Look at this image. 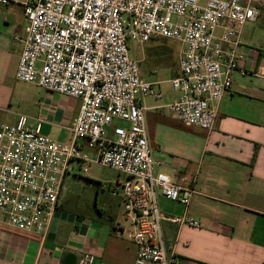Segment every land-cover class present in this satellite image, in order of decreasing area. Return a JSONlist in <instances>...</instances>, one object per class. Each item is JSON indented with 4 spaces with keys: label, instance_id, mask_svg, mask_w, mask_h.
I'll list each match as a JSON object with an SVG mask.
<instances>
[{
    "label": "built area",
    "instance_id": "1",
    "mask_svg": "<svg viewBox=\"0 0 264 264\" xmlns=\"http://www.w3.org/2000/svg\"><path fill=\"white\" fill-rule=\"evenodd\" d=\"M24 6L17 80L79 98L82 107L72 127L73 143L43 134L40 117L30 125L29 117L20 114L15 125L0 126V212L11 227L43 234L72 164L81 163L85 175L92 164L110 167L126 176L112 183V192L131 225L137 263L176 264L172 247L162 241V222L201 224L186 215L165 216L158 197L187 205L195 190H184L155 171L142 99L163 95L142 79L129 43L165 39L183 44L178 73L171 79L180 97L166 109L186 126L211 131L217 119L213 105L235 90L233 74L246 60L239 41L242 27L260 15L259 5L254 0H27ZM255 75L264 78V68ZM94 261L85 254L76 264Z\"/></svg>",
    "mask_w": 264,
    "mask_h": 264
},
{
    "label": "crops",
    "instance_id": "2",
    "mask_svg": "<svg viewBox=\"0 0 264 264\" xmlns=\"http://www.w3.org/2000/svg\"><path fill=\"white\" fill-rule=\"evenodd\" d=\"M26 1L0 4V126L15 125L20 114L29 117L30 125L40 117L43 134L73 143L72 127L82 100L16 77L24 49ZM254 2L260 15L242 27L239 37L246 60L233 74L235 90L213 105L217 119L211 131L175 119L166 106L180 95L164 94L163 81L152 75L153 67L165 61L162 52H156L159 43L180 44L171 79L178 73L183 44L153 39L142 45V58L136 60L142 79L163 95L142 99L155 171L184 190H195L187 205L158 197L165 216L186 215L201 224L196 228L162 222V241L172 247L176 264H264V78L255 75L264 68V0ZM222 33L219 28L216 36ZM142 63L148 65L149 76L141 70ZM61 195L43 234L11 227L0 212V264H76L85 254L94 256V264H138L122 201L121 212L114 206L81 212L68 208Z\"/></svg>",
    "mask_w": 264,
    "mask_h": 264
},
{
    "label": "rangeland",
    "instance_id": "3",
    "mask_svg": "<svg viewBox=\"0 0 264 264\" xmlns=\"http://www.w3.org/2000/svg\"><path fill=\"white\" fill-rule=\"evenodd\" d=\"M144 47L145 45L142 46L137 42H131L129 44L130 57L134 60H140ZM178 50H180V44L171 41H163L156 47L157 54L162 52L165 56V61L162 62L163 64L153 67V72L156 71V73L152 75L155 79L163 81L162 91L164 94H179L174 91L171 84V67L174 59H176L175 54ZM148 68L147 64H141V70L146 76H149L147 73ZM81 165L79 162L72 164L71 172L67 175L63 184L62 202L74 211L87 212L91 210V212H94L96 208L106 210L110 206H114L120 209L121 212V199L113 195L112 183L117 179L124 181L126 176L115 169L99 164H92L90 174L85 175L80 171ZM103 217L107 218L106 216ZM126 222L129 223L127 220Z\"/></svg>",
    "mask_w": 264,
    "mask_h": 264
}]
</instances>
